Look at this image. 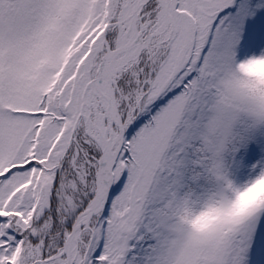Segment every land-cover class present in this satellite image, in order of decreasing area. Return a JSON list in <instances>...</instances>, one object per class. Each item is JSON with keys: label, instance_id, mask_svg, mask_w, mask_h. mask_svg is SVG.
Listing matches in <instances>:
<instances>
[{"label": "snow or ice", "instance_id": "snow-or-ice-1", "mask_svg": "<svg viewBox=\"0 0 264 264\" xmlns=\"http://www.w3.org/2000/svg\"><path fill=\"white\" fill-rule=\"evenodd\" d=\"M0 264H264V0H0Z\"/></svg>", "mask_w": 264, "mask_h": 264}]
</instances>
